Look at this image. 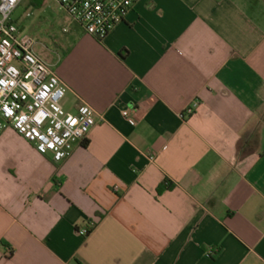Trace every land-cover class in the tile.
Instances as JSON below:
<instances>
[{
  "label": "crops",
  "instance_id": "1",
  "mask_svg": "<svg viewBox=\"0 0 264 264\" xmlns=\"http://www.w3.org/2000/svg\"><path fill=\"white\" fill-rule=\"evenodd\" d=\"M63 33L46 63L96 125L58 164L0 135V264H264V0H140L101 42Z\"/></svg>",
  "mask_w": 264,
  "mask_h": 264
},
{
  "label": "built area",
  "instance_id": "2",
  "mask_svg": "<svg viewBox=\"0 0 264 264\" xmlns=\"http://www.w3.org/2000/svg\"><path fill=\"white\" fill-rule=\"evenodd\" d=\"M54 1L85 34L103 41L140 0ZM23 2L0 0V135L12 130L38 154L50 155L58 164L72 155L74 145L86 139L96 125V113L87 105L79 106L74 114L64 109L66 87L36 55L35 42L12 19ZM197 107L194 102L184 114L192 115ZM132 112L125 110L122 116L134 127ZM155 157L150 154V162ZM79 234L86 237L90 231L82 229Z\"/></svg>",
  "mask_w": 264,
  "mask_h": 264
},
{
  "label": "rangeland",
  "instance_id": "3",
  "mask_svg": "<svg viewBox=\"0 0 264 264\" xmlns=\"http://www.w3.org/2000/svg\"><path fill=\"white\" fill-rule=\"evenodd\" d=\"M31 0L24 2L13 13V21L22 29L23 34L35 42V53L48 64H56L66 46L65 39H72L70 33L63 30L79 28L54 0H43L40 8L30 6ZM29 14V17H26ZM56 72V69H54Z\"/></svg>",
  "mask_w": 264,
  "mask_h": 264
},
{
  "label": "trees",
  "instance_id": "4",
  "mask_svg": "<svg viewBox=\"0 0 264 264\" xmlns=\"http://www.w3.org/2000/svg\"><path fill=\"white\" fill-rule=\"evenodd\" d=\"M101 42V41H100ZM166 185H168V187L170 188V183L168 181H166ZM167 186L165 185H162L158 188V192L161 193L162 191H164V189L166 188Z\"/></svg>",
  "mask_w": 264,
  "mask_h": 264
}]
</instances>
